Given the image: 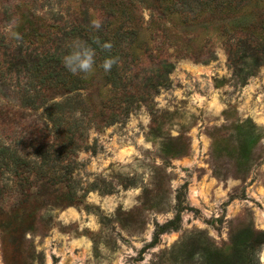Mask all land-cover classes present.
Wrapping results in <instances>:
<instances>
[{
    "label": "rangeland",
    "instance_id": "obj_1",
    "mask_svg": "<svg viewBox=\"0 0 264 264\" xmlns=\"http://www.w3.org/2000/svg\"><path fill=\"white\" fill-rule=\"evenodd\" d=\"M82 7L83 0H0V64L5 52L33 49V30L75 23ZM263 11V2L254 3L243 14L255 18ZM150 14L144 10L146 21ZM91 15L103 21L99 12ZM173 19L168 40L162 31L142 32L136 60L126 64L130 87L146 101L119 123L87 131L97 152L78 156L82 198L52 208L26 191L32 201L18 217L2 218L8 235L3 241L0 229V264H206L213 244L222 248L248 228L264 231V68L243 83L216 32L196 28L186 35ZM164 61L174 67L158 74ZM25 81L23 73L0 65V143L33 157L53 142L52 125L43 109L21 105ZM90 85L97 106L111 95ZM179 136L185 144L176 142ZM243 136L257 143L239 152ZM4 184L9 187L1 192ZM16 188L10 172L0 174V212L18 211ZM179 196L188 208L180 230L151 246L158 225L174 219ZM261 252L264 246L257 252L264 264Z\"/></svg>",
    "mask_w": 264,
    "mask_h": 264
},
{
    "label": "trees",
    "instance_id": "obj_2",
    "mask_svg": "<svg viewBox=\"0 0 264 264\" xmlns=\"http://www.w3.org/2000/svg\"><path fill=\"white\" fill-rule=\"evenodd\" d=\"M261 2L264 0H83L75 23L68 27L50 25L43 33L33 30L31 51L20 47L14 53L2 54L5 61L1 64L23 73L26 79L19 88L21 105L44 110L46 120L52 125L53 142L37 147L33 157L0 143V174L10 172L18 190V211H1L0 219L10 218V214L17 218L21 207L32 201L31 196L25 193L32 189L35 191L33 202L44 199L52 208L71 207L82 198L77 192L79 183L75 179L78 156L88 149L94 154L97 152L86 140L87 131L119 123L131 115L135 104L146 101L139 90L130 87L126 68V64L136 60L133 49L139 46L142 32L162 31L168 40L169 24L176 26L174 17L179 18L186 35L196 28L216 32L222 40L230 69L246 83L264 68V11L255 18L244 15L243 11ZM144 10L151 13L148 21L143 16ZM91 11L99 12L103 18L99 30L92 27ZM175 39L181 37L176 34ZM74 40L95 48L96 63L92 73L73 75L64 67L63 57ZM96 41L101 44L110 42L111 50H103ZM184 50L189 53V45ZM109 56L117 57L118 63L106 72L102 64ZM202 61L205 63L207 60ZM168 67L173 68L174 65L164 61L155 69L164 75L162 70ZM153 79V76L142 77L145 82ZM167 82L164 80L162 83ZM90 83L98 92L102 87L110 90L109 98L99 106L92 102V96H88ZM238 128L242 130L241 125ZM175 140L178 144H185L182 136ZM256 143L257 140L243 136L237 143L238 151L245 152L248 146L251 148ZM7 187L9 185L4 184L1 192ZM175 209L177 213L173 220L158 225L151 246L157 244L161 235L180 230L182 213L188 210L183 206L181 196ZM10 219L11 222L13 219ZM2 223L0 229L5 241L7 224L3 219ZM262 246L264 231L248 228L238 239L231 238L222 248L213 244L206 264H219L223 258H227V264H259L257 252Z\"/></svg>",
    "mask_w": 264,
    "mask_h": 264
},
{
    "label": "clouds",
    "instance_id": "obj_3",
    "mask_svg": "<svg viewBox=\"0 0 264 264\" xmlns=\"http://www.w3.org/2000/svg\"><path fill=\"white\" fill-rule=\"evenodd\" d=\"M92 27L96 30L101 28L100 21H93ZM96 43L105 51H110L112 44L103 43L99 41ZM96 50L88 45L86 42L74 40L69 45V51L63 57V64L67 71L73 75L81 73L87 75L93 72L96 63ZM118 63L117 57L109 56L103 61L102 67L106 72L111 71L114 65ZM261 260H264V252H261Z\"/></svg>",
    "mask_w": 264,
    "mask_h": 264
}]
</instances>
